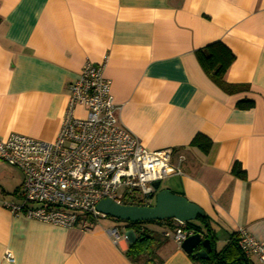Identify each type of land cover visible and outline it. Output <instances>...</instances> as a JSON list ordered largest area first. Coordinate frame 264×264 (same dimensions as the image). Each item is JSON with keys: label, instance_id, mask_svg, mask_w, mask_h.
<instances>
[{"label": "crops", "instance_id": "1", "mask_svg": "<svg viewBox=\"0 0 264 264\" xmlns=\"http://www.w3.org/2000/svg\"><path fill=\"white\" fill-rule=\"evenodd\" d=\"M214 42L235 56L229 92L195 55ZM86 61H106L119 121L144 148L173 150L175 166L183 157L182 175L164 189L204 211L209 231L194 225L210 232L215 251L239 229L264 244V0H0V140L53 142ZM243 100L254 106L239 109ZM199 134L212 142L207 155L191 147ZM236 162L246 179L232 175ZM23 182L0 160V264H205L166 237L152 261L134 262L127 252L136 234L115 243L102 220L82 231L13 216L4 202H20ZM172 223L146 228L162 234Z\"/></svg>", "mask_w": 264, "mask_h": 264}, {"label": "built area", "instance_id": "2", "mask_svg": "<svg viewBox=\"0 0 264 264\" xmlns=\"http://www.w3.org/2000/svg\"><path fill=\"white\" fill-rule=\"evenodd\" d=\"M106 61H86L78 79L70 85V97L61 128L53 142H44L17 133L0 140V160L23 173L20 202H4L13 216L48 223L64 229L92 230L110 217L97 210L98 204L111 200L118 205L153 207L156 182L182 175L173 164L174 151H150L119 121L118 107L105 78ZM78 107L84 116L75 115ZM170 226V227H169ZM162 233L179 246L188 237L200 234L188 222L174 220ZM108 234L117 243L129 240L118 228ZM237 244L250 260L264 264V244L245 229L237 232ZM5 258L12 262L10 253Z\"/></svg>", "mask_w": 264, "mask_h": 264}, {"label": "trees", "instance_id": "3", "mask_svg": "<svg viewBox=\"0 0 264 264\" xmlns=\"http://www.w3.org/2000/svg\"><path fill=\"white\" fill-rule=\"evenodd\" d=\"M195 55L200 66L210 80L219 88L229 92L232 87L224 82V76L235 61V56L232 51L222 42H214L204 48L198 49ZM253 106L254 103L249 100H243L237 104V107L243 110L251 109ZM191 147L197 148L203 154L207 155L212 149V142L204 135L199 134L191 142ZM231 173L235 177L246 179L245 172L237 162L233 165ZM180 196L184 197L183 194H180ZM169 221L170 220L128 223L129 226L134 229L133 233L136 235L135 240L130 244L127 256L135 262L138 261L140 256L148 255L150 261H152L155 257V251L163 244L162 239L164 236L163 234H158L146 228V226L154 224L163 226L167 222L169 223ZM198 222L201 223L204 228L208 229L209 219L207 216L199 218ZM188 224L197 231H201L200 226H195L190 222ZM236 236L237 233L232 236L228 246L222 252L217 253L214 249V237L209 232L208 237L211 241L212 255L208 260L204 261L205 264H252L239 248Z\"/></svg>", "mask_w": 264, "mask_h": 264}, {"label": "water", "instance_id": "4", "mask_svg": "<svg viewBox=\"0 0 264 264\" xmlns=\"http://www.w3.org/2000/svg\"><path fill=\"white\" fill-rule=\"evenodd\" d=\"M160 182L154 184L157 190L153 207L125 206L105 199L97 210L114 220L137 223L149 221L177 220L192 222L205 217L204 211L187 198L173 193L170 189H160ZM182 249L194 259L208 260L212 252L210 239H203L200 234H194L183 241ZM200 247L202 250L197 251Z\"/></svg>", "mask_w": 264, "mask_h": 264}, {"label": "rangeland", "instance_id": "5", "mask_svg": "<svg viewBox=\"0 0 264 264\" xmlns=\"http://www.w3.org/2000/svg\"><path fill=\"white\" fill-rule=\"evenodd\" d=\"M175 182H177L176 179H173V180L165 179V180H163L161 182L160 189H164V188L168 187V185L174 184ZM197 222H198V220H195V221H192L190 223L195 224ZM101 224L103 226H105V227H110V228H115V227H121L122 226L121 223H118L115 220H102V223Z\"/></svg>", "mask_w": 264, "mask_h": 264}]
</instances>
